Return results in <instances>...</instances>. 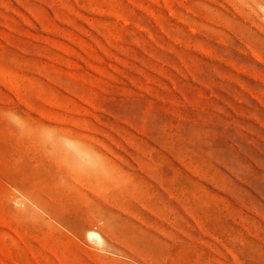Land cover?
Returning a JSON list of instances; mask_svg holds the SVG:
<instances>
[{
	"label": "rangeland",
	"instance_id": "rangeland-1",
	"mask_svg": "<svg viewBox=\"0 0 264 264\" xmlns=\"http://www.w3.org/2000/svg\"><path fill=\"white\" fill-rule=\"evenodd\" d=\"M0 264H264V0H0Z\"/></svg>",
	"mask_w": 264,
	"mask_h": 264
},
{
	"label": "bare ground",
	"instance_id": "bare-ground-1",
	"mask_svg": "<svg viewBox=\"0 0 264 264\" xmlns=\"http://www.w3.org/2000/svg\"><path fill=\"white\" fill-rule=\"evenodd\" d=\"M87 237L90 239V240H92L93 242L95 241V242H98V243H100L101 242V238H100V236L96 233V232H94V231H89L88 233H87ZM88 239V240H89Z\"/></svg>",
	"mask_w": 264,
	"mask_h": 264
}]
</instances>
